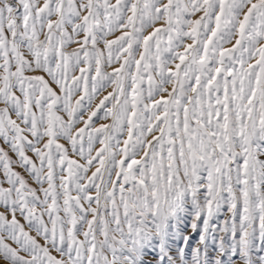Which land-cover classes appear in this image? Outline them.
I'll list each match as a JSON object with an SVG mask.
<instances>
[{
	"label": "snow or ice",
	"instance_id": "obj_1",
	"mask_svg": "<svg viewBox=\"0 0 264 264\" xmlns=\"http://www.w3.org/2000/svg\"><path fill=\"white\" fill-rule=\"evenodd\" d=\"M0 264H264V0H0Z\"/></svg>",
	"mask_w": 264,
	"mask_h": 264
}]
</instances>
